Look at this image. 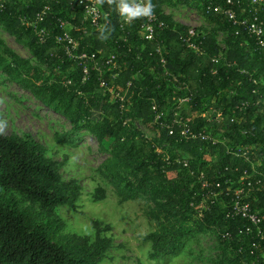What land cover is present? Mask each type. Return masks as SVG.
<instances>
[{
  "label": "trees",
  "instance_id": "obj_1",
  "mask_svg": "<svg viewBox=\"0 0 264 264\" xmlns=\"http://www.w3.org/2000/svg\"><path fill=\"white\" fill-rule=\"evenodd\" d=\"M20 1L0 0V26L51 72L0 41V73L69 122L72 131L95 139L114 162L107 166V177L121 202L145 196L159 202L157 217L175 218L144 238L151 244L148 260L169 264L195 233L216 231L225 250L215 264H264V219L259 235L246 219L228 216L235 192L244 189L240 199L264 217V57L246 34L235 37L236 28L200 0H151L165 25L155 41L139 38L142 19L124 22L120 0L102 3L108 16L100 29L84 22L83 7L70 0H24V6ZM172 4L199 7L227 35L226 49L215 35L197 30L191 41L200 51L189 49L183 40L189 39L190 28L163 13ZM257 14L264 21V11ZM66 25L78 43L72 55L68 43L58 41ZM82 53L94 58L81 61ZM180 99L188 101L182 105ZM176 113L185 126L172 124ZM182 129L203 132L217 143L183 139ZM46 152L30 134L6 135L0 129V264H102L112 246L111 238L102 235L110 227L95 221L93 241L62 234L65 223L56 209L79 212L82 187L75 179L64 181L63 164ZM183 160L186 167L179 163ZM94 197L102 199L104 190L97 189Z\"/></svg>",
  "mask_w": 264,
  "mask_h": 264
},
{
  "label": "rangeland",
  "instance_id": "obj_2",
  "mask_svg": "<svg viewBox=\"0 0 264 264\" xmlns=\"http://www.w3.org/2000/svg\"><path fill=\"white\" fill-rule=\"evenodd\" d=\"M19 4L24 6V0ZM163 13L177 25L215 35L220 44L225 43L227 39L216 25L204 17L196 5L188 7L178 4L166 5L163 7ZM64 28L66 33H69V27L66 25ZM0 41L19 57L28 60L31 65L41 67L46 74L51 72V69L40 66L27 47L15 37L8 35L1 26ZM1 51L0 48V53ZM135 124L146 137L153 139L155 145L158 143L159 140L153 133L138 122ZM0 129L6 135L33 136L46 148L47 157L63 164L60 167L63 180L75 179L81 185L79 212H73L67 207L56 209V214L65 223L63 235L77 234L93 241L95 237L93 223L98 221L103 226L110 227V231L102 236L112 240V246L102 264H152L148 260L151 244L145 242L144 238L160 230V224L175 223V218L170 214L157 217L155 211L159 202L145 196L121 202L107 177V166H113L114 162L100 151L95 139L88 133L72 131L69 122L47 110L30 93L22 90L2 73H0ZM167 149L164 148L166 152ZM99 188L104 190V197L95 200L94 196ZM223 246L216 231L195 233L186 242L183 250L173 256L169 264H215L225 250Z\"/></svg>",
  "mask_w": 264,
  "mask_h": 264
},
{
  "label": "built area",
  "instance_id": "obj_3",
  "mask_svg": "<svg viewBox=\"0 0 264 264\" xmlns=\"http://www.w3.org/2000/svg\"><path fill=\"white\" fill-rule=\"evenodd\" d=\"M74 3H77L78 5L83 7V21L88 22L92 28L100 29L103 24V18H107V14L104 13L102 9V3L103 2H112L113 0H70ZM133 2V0H130ZM171 2H179L181 0H170ZM200 1H206L207 6L206 9L209 12H213L216 15L223 16L227 22H229L232 26L236 28L234 32L235 37H239L241 34V31L246 34L248 39L252 42L253 49H257L263 53L264 57V21L258 16V11H264V0H200ZM137 3H146L145 0H135ZM188 7V6H183ZM247 11H249V16H245ZM253 11V13H251ZM240 13V16L238 14ZM45 13H39L37 15V19L42 21L43 15ZM136 19H142L143 23L139 29L138 35L139 38L144 41H155L157 36L163 32L164 30V23L160 21L156 15V13L152 12V15L150 17H139ZM125 23H128L125 21ZM189 39L183 40L186 42L187 47L195 52H199L200 48L198 45L195 44V42L191 41L192 37L198 36L199 34L196 32V29L190 28L189 31ZM38 36L42 40H44L45 31L44 29H41L38 31ZM226 37L227 35L224 34ZM58 41H63L68 43L67 52L69 55H72L73 51H75L78 47V43L73 40L69 33H66L63 38H58ZM223 50L226 49V46L224 43L220 44ZM244 46L246 48V51H249L251 47V44L246 40L244 42ZM255 47V48H254ZM157 52L162 55V48L160 46L157 47ZM81 61H86L88 59H93L94 55L88 57V54L82 53L77 57ZM160 63L162 65H165V60L161 56ZM84 73L86 74L88 71V67L86 65L83 66ZM85 80V78H84ZM105 83L102 82L101 87H105ZM115 97H120V94H115ZM122 100V98L120 97ZM188 101V99H180V104L185 105V103ZM153 110H155L153 108ZM160 118V115H157V120ZM173 125H181L185 126V123L183 122L182 117L179 116L178 113L175 114V118L172 122ZM173 125H169V135L174 134ZM180 136L183 139L186 140H202L205 142L211 141L213 144H216L217 141L213 139L211 136L205 134V133H195L191 132L189 129H182L180 132ZM183 163V165L186 167L187 162L185 160L179 161V163ZM246 175V173L244 174ZM244 179V178H242ZM246 179H249L248 176H246ZM242 181V180H241ZM260 183V181H258ZM247 187L251 188L252 184L250 181L247 182ZM244 194V189L237 190L235 192L236 199L233 203V208L231 211V214H228V216L232 217H241L243 219H246L250 222V224L254 227H256L259 231L260 225L264 219V217L260 214L258 211H252L250 205L246 202H243L240 199V196ZM258 234H261V231L258 232Z\"/></svg>",
  "mask_w": 264,
  "mask_h": 264
},
{
  "label": "clouds",
  "instance_id": "obj_4",
  "mask_svg": "<svg viewBox=\"0 0 264 264\" xmlns=\"http://www.w3.org/2000/svg\"><path fill=\"white\" fill-rule=\"evenodd\" d=\"M118 7L120 15L128 23L139 17H150L153 12L151 0H147L146 3H137L135 0L130 3L128 0H120Z\"/></svg>",
  "mask_w": 264,
  "mask_h": 264
}]
</instances>
